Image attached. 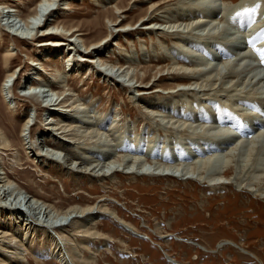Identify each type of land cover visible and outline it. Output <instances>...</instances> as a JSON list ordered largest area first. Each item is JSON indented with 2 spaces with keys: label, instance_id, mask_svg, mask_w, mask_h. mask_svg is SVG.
I'll use <instances>...</instances> for the list:
<instances>
[{
  "label": "bare ground",
  "instance_id": "6f19581e",
  "mask_svg": "<svg viewBox=\"0 0 264 264\" xmlns=\"http://www.w3.org/2000/svg\"><path fill=\"white\" fill-rule=\"evenodd\" d=\"M74 1L39 0L25 18L21 17L19 4L15 5L7 0L0 3L1 33V22L4 19L15 35L29 40V43L33 40L37 41V38L43 36L52 37L51 40L36 44V47L51 46V53L45 55L44 58L52 60V62L56 60L51 58L52 54L57 56V61L60 58L63 61V57L59 56V53L60 55L64 54L67 47L69 50L66 63L68 66L70 64V68L66 67L64 61L63 70L57 71L54 73L55 75L50 76L51 78L45 79L41 73H36L40 71L37 67L39 64L45 68L39 59V62L31 63V65H34L31 70L38 75L35 78L36 80L31 79L30 82L26 80L24 84L18 86L22 93L26 94L25 91L35 93L31 94L30 98H37L39 102L41 100L42 107L44 105V109H42L47 110L48 114L51 115V121L45 124L46 128L41 129L40 133L37 134L38 139L32 135V131L33 126L36 125L35 121L40 115L41 110L39 111V109L41 107L28 110V116L23 121L19 141L22 147L26 149L25 154L29 157V154L32 153V156H34L33 162L38 164L35 167H38L39 170L41 165L45 167L50 165L54 170L60 171L68 177L81 179L87 176V179L98 182H115L119 174L134 178L150 175L155 178L158 176H171L182 180L197 179L205 184L207 183L209 188L210 186L221 187L222 184H232L238 190H246L254 196L264 199V124L250 125L245 123L244 126L246 127L240 130H244V136L239 132V140L235 139L232 128H229L230 126L226 125L229 130H225L221 129L220 124H216V121L221 122L222 120L223 122L226 119L221 115L222 113L225 114L224 106L230 110H238L243 101L249 99H261V104L264 105V65L262 70L261 65L256 64V59L252 58L255 56L244 46V42L240 41L238 33H235V31L231 33L220 31H225L224 29L227 28L223 27L225 22L221 20L214 22L212 20V25H210L200 19V16L195 17L196 14H194L196 12H209L211 15L215 12L221 14L222 10L223 12L224 9L232 10L244 5L248 0H241L236 4L228 2L229 0H143L150 5L142 11L144 15L138 20L137 23L140 24L136 28H134L135 24L129 25L127 23L128 18L125 15L128 11L137 8V3L140 0H130L126 6L123 5L124 0H119L116 3L105 0V4H110L103 7L105 9L102 11L105 16L104 28L108 33L105 36L100 32L99 34L102 33L103 37L93 41L82 38L86 35L81 34L85 31L81 30L80 24L68 27L62 25L61 22H54V17L58 15L59 11L67 12L74 8ZM137 11H140V9ZM123 22L125 23L122 25ZM146 22L149 23L146 24ZM96 24L94 23V25ZM153 24L160 26L156 27ZM162 25H164V28ZM128 26L133 27L134 31H139L140 27H143L144 31L142 32L146 34L169 36L171 46H166V51H164L168 56L167 58H170L171 65L168 67L141 66L140 56L134 50L133 56L137 62L127 58V55L122 56V59L126 60L125 63H129L127 67L120 63L121 60L119 63L105 60L103 57L111 56L103 54L104 48L112 40L110 37L113 34H129L131 30L127 28ZM112 30H115V33ZM204 39L208 41L202 42L201 40ZM209 41H220L225 45L228 43L229 47L228 45L227 48L224 46L225 49L222 53H226L230 58L222 54L225 58L218 65H216V62L214 64L212 61V63L203 61L198 51L194 50L192 46L195 44L207 46L211 44ZM116 46L118 47V45ZM141 47L144 51L143 46ZM144 52L146 53V51ZM107 54L109 53L107 52ZM90 55H94L95 58L91 56L93 58L90 62L92 66H87L88 72L99 68L98 72L110 81L117 82V79L122 78L125 82L123 86L126 88V90L124 89L126 95L130 93L127 96L130 103L135 105L141 103V120L147 122L148 126L142 134L135 132L136 121H127V118L125 120L121 117V113H117V110L113 115L102 113L94 110L93 104H90V106L77 98L69 100L70 92L65 91L69 84L68 78L83 72L84 66L81 61L89 62L87 57L90 58ZM9 56H11L10 53L7 55L8 58L5 59L6 76L1 88L2 95L7 98L12 97V87L14 85L11 86L10 84L17 77L16 70L11 69ZM78 56L82 60L75 63ZM108 59H111V57ZM32 60L35 61L34 58ZM182 61L184 64H182ZM95 62L101 67L95 65ZM149 77H151L150 82L144 85ZM168 78L175 81L171 85L164 83ZM134 81L137 84L136 86L145 90H136L135 85H132ZM151 81L153 83L149 86ZM28 83H32L31 86L28 87ZM166 85H169V87H166ZM53 87L61 88L64 91H55ZM153 87L163 89L162 93L155 92L157 95L153 94V90H149ZM131 91H136V95L139 97H135L131 94ZM6 97H4L5 100ZM211 100L212 104L218 105L215 108L211 105L207 112L204 110V105ZM68 101H71V104H68ZM182 103L189 104V109L181 108ZM258 104L261 107L260 102L255 103L254 107H258ZM198 107L202 110L200 113H194V116L199 117V115H202L205 124H203L204 122L201 123L203 120L191 119L193 118L191 117L192 112ZM10 110L12 112L16 111L15 107ZM174 110L176 111L173 113ZM248 110L251 113L250 109L247 108ZM251 110L256 112V109L251 108ZM260 111L263 112L261 118L264 119V108H260ZM260 111H258V114L262 113ZM33 116L35 117L34 125L31 126ZM227 117L231 118V116ZM241 117L245 120L244 116ZM241 122L243 124L244 121ZM260 122L264 123L263 120ZM9 123H11V120ZM235 129L238 134V129ZM157 131H159L160 137L161 135H165L167 138L171 137L172 148H175V143L181 147L182 143L188 144V141L190 143L196 141L199 145L195 149H189V147L186 149L184 146L185 150L182 148L183 151H180L181 149L172 151V148V150L167 148L171 150L168 151L165 146L160 149V152L159 150H152L151 155L158 157L149 160L146 152H150L151 142L144 145V147L137 146L136 142H138L140 135H142L140 137L145 136L152 139L151 137L157 135ZM133 132L135 139L133 138L134 142H131L129 133L132 134ZM173 138H176L177 141H174ZM210 142L217 146L216 151L213 153L203 152L204 144ZM15 150L11 138L0 128V264H22V261L25 260L24 254L29 247H27L26 242L31 239L38 241V243L48 242L50 254L62 264H91L89 262L91 257L84 256L83 252L91 251L88 239L101 235L95 227L105 217L114 219L133 234L142 235L137 232L135 227L122 220L116 211L107 206L106 198H101L94 205L72 203L68 207L60 209L46 200L32 196L31 192L19 186L15 178L12 179L11 172L5 167L4 157L10 158V156H13V158H17V154H14V152L17 153ZM137 150H141L142 154H139ZM162 157H167L170 160L168 162L161 161ZM16 164L20 165L18 160ZM9 231L13 233H8ZM90 253L92 254V252ZM168 259L173 264H179L172 257Z\"/></svg>",
  "mask_w": 264,
  "mask_h": 264
},
{
  "label": "rangeland",
  "instance_id": "374dc122",
  "mask_svg": "<svg viewBox=\"0 0 264 264\" xmlns=\"http://www.w3.org/2000/svg\"><path fill=\"white\" fill-rule=\"evenodd\" d=\"M2 1L3 0H0V3ZM7 1L15 5L19 4L21 7L19 9L21 11V17L25 18L36 6L39 0ZM104 1L105 0H102V2L101 0H75L73 3L74 8H72V10H68L67 12L59 11V13H57L58 15L54 17V22H61L62 25L68 27L78 26L80 24V28L82 27L81 30L85 31L81 34L86 35L82 36V38L87 41L97 40L98 38L103 37V35L106 36L108 33H106V29L104 28L105 16L102 11L105 9L103 7H107L110 4H105L106 1ZM111 1L112 3H116L117 1L119 2V0ZM239 1L241 0H229L228 2L236 4ZM129 2L130 0H124L123 5L126 6ZM137 4V8L128 11L125 15V17L128 18L127 23L129 25L135 24L134 28L139 27L140 23L137 22L144 15V12L142 11L146 10V7L150 5L143 0L138 1ZM136 9H140V11H137ZM224 10L226 12L224 11V13L222 10L221 14H217V12L214 14L212 13V15L209 14V12H196L194 14H196L195 17L200 16V19L210 25H212V20L214 22L217 20L225 22L223 27L227 28L224 29L225 31H220L230 33L235 31V33H238L240 35V41L244 42V46H246L251 51V54L255 56L252 58L256 59V64L259 66L261 65L260 68L263 70L264 0H248V2L244 5L238 6L232 10ZM225 16H228L229 18ZM94 23L98 24L94 25ZM124 23L125 22H123L122 25ZM127 23L126 26L128 25ZM148 23L149 22H146V24ZM88 24L89 26H87ZM154 25L155 24H153V26ZM155 26L159 27L160 25ZM1 27L0 128H2L11 138L12 145L17 152H14L15 155L17 154V158H13V156H10V158L4 157L5 167L11 172L10 176L12 179L15 178L19 186L31 192L30 194L32 196L46 200L60 209L66 208L72 203L80 205H94L101 198H106L107 206L111 210L116 211L122 220L131 224L135 227L137 232L142 234L136 235L127 231L112 218H102L95 227L96 231H98L101 235L98 236L99 238L95 236L88 239L91 249L90 252H92V254L90 252H83L84 256L91 257L89 258V262L91 264H173L170 262V259H168L169 257L174 258L179 262V264H264V199L259 196H254L246 190H238L232 184H222L221 187L210 186L209 188L207 183L205 184L197 179L182 180L171 176H158L155 178L150 175L148 177L142 176V178H134L124 174V176L119 174V177L115 182H98L87 179V176L81 179L68 177L60 171L54 170L50 165L47 167L41 165L38 170V167H35V165L38 166V164L33 162L34 156H32V153L29 154V157L25 154L26 149L22 147L21 142L19 141V135L21 134L23 121L28 116V110L30 111V109L32 110L34 108L41 107L39 109V111L41 110L39 112L40 115L35 121L36 125L33 126L35 119L34 116L32 119L33 124L31 125L33 126L32 135L35 136L36 139H38L37 134L40 133V130L46 128L45 124L51 121V115L48 114L47 110H43L44 105L42 107L41 100L39 102L37 98H30L31 94L35 93H32L31 91H25L26 94L22 93L20 92V89H18V86L19 84H24L26 80L30 82L31 79L37 78L38 75L36 73H41L43 78L49 79L57 71L60 72L63 70L64 61L66 67L68 66L66 63V56L69 54V50L68 47L65 48V55L63 53L60 55L59 53V56L63 57V61L61 58L57 61V56L52 54L51 58L56 59V62H52V60L44 58L45 55H49L51 53V46L36 47V44L51 40L53 39L52 37L43 36L37 38V41L33 40L29 43V40L15 35L13 33L14 31L7 25V22L4 19L1 22ZM99 27L103 28L100 30ZM162 27L164 28V25H162ZM127 28L131 30L129 34H113V36L110 37L112 40L104 48L103 54L111 55V59H108L110 57L105 56L103 57L105 60H112L113 62L117 61L116 63H119L121 60L120 63L127 67L129 63H125L126 60L122 59V56L127 55V58L137 62L133 56L134 50V52L136 54L138 52L140 56L139 61L141 66L168 67L171 65V60L170 58H167L168 56L165 53L166 46H171V38H169V36H158L157 34L152 33L146 34L142 32L144 31L142 29L143 27H140L141 29H139V31H134L135 29H132L133 27L131 26H128ZM92 31L94 32L92 33ZM100 32H102L103 35L102 33L99 34ZM112 32L115 33V30H112ZM97 35H99V37H97ZM206 40L204 39L201 41L206 42ZM209 42H211V44H206L207 46L202 44H191L193 45L192 47L194 50L198 51L203 61L209 63L212 61L214 64L217 63L216 65H218L225 57L230 58V56L226 53H222L225 47L227 48L228 43L225 45V43L220 41ZM166 43L168 44L165 45ZM215 43H217V46ZM116 45L122 49H119ZM141 46H143L145 49L143 50L146 51V53L142 51ZM159 50L162 51L160 52ZM8 52L11 55L9 56L11 69L16 70L17 76L10 84L11 86H14L12 87V97L9 98L2 95L3 92L1 91L2 84L6 76L5 59L8 58ZM107 52L109 54H107ZM222 54H224V58ZM91 56L95 58L94 55H90V58L87 57L89 62L85 60L82 62V59L80 60V56L75 59V63H79L81 61L84 68L81 74L77 73L68 78L69 84L65 91L70 92L71 96L69 100L77 98L85 104H93L94 110H98L102 113H111L113 115L117 110V113H121V117L125 120L127 118V121H136L137 125L135 127V132L142 134L148 126L147 122L141 120V103H137L140 109L136 106L137 104L135 105L134 103H130L127 98L130 93L126 95V88L123 86V84L125 85V82L122 78L117 79V82L110 81L98 72L99 68L88 72L87 66H92V63L90 62L93 58H91ZM33 58L35 61L32 60ZM39 59L42 61L45 68L41 67L39 64L37 67H39L40 71L35 73L31 70L34 66L31 65V63L39 62ZM182 64H184L183 61ZM95 65L98 66L99 64H96L95 62ZM68 67L70 68V64ZM98 67H101V65ZM170 79L171 78L166 79L164 83H169V85H171V83L175 80L172 79L171 81ZM150 80L151 77L148 78L144 85H147ZM152 83L153 81H151L149 86ZM31 84L28 83V87L31 86ZM132 85H135L134 87H136V90H145L142 87L136 86L137 84L135 81L132 82ZM169 85H166V87H169ZM53 89L59 92L64 91L58 87H53ZM149 90H153V94H155V92L160 94L163 91V89H159L157 87H153ZM166 91L164 92L166 93ZM131 94L135 95V97H139L136 95V91H131ZM4 97H6V100ZM245 97L247 98V96ZM255 100L249 99L243 101V104H240L246 108H243L242 105L239 104L240 107L238 110H230L224 106L225 108L223 107V110L225 111V114L222 113L221 115H223L224 118L226 117V119H224L223 122L222 120L221 122L216 121V124H220L219 126L221 129L229 130V128H232V133L235 136V139L239 140V132L242 136H244V130H240L246 127L244 126L246 125L245 123L250 125H258L259 123L261 125L264 124L260 122L262 120L264 122V119L261 118L263 112L260 111V108H264V105L261 104V99ZM257 102H260L261 107H259V104L257 105L259 110L258 107H254V104ZM8 104L11 108L15 107L16 111L12 112ZM68 104H71V101H68ZM211 105L215 108L218 104H212V100L209 102L207 101L204 105V110L208 112ZM183 107L189 109V104L182 103L181 108ZM247 108L250 109L251 113H249V110L247 111ZM251 108L256 109V112L251 110ZM201 110L202 108H196L192 112L191 117L193 118L191 119L203 120L201 123L204 122L203 124H205L202 115H199V117L194 116V113H200ZM257 110L262 113L258 114ZM175 111L176 110L172 112L174 113ZM227 116H231V118H228ZM241 116H244L245 120H243V117ZM253 117L257 120H255L256 123L259 120L257 124L254 123L255 121ZM10 120L11 123H9ZM239 120L244 121L243 124ZM236 124L237 126H235ZM226 125L230 127L228 128ZM219 126L218 128H220ZM235 128L238 129V134L236 133L237 130ZM158 132L159 131H157V135L155 137H151L152 139L145 136L140 137L142 136L140 135L137 140L138 142H136V145L141 147H144V145H148L151 142L152 146L150 145V152H146V156L149 160H154L158 157H153L151 155L152 150H159L160 152V149L165 146L166 149L172 148L171 137L167 138L165 135H161L160 137V133ZM126 135L127 133L125 136ZM53 137L55 138V136ZM129 137H131L129 140L132 142L134 132L132 134L129 133ZM241 139L246 140L245 138ZM173 140L177 141L176 138H173ZM195 143L196 141L191 143L188 141V144L182 143L180 145L181 147L175 143V148H172L173 150H171L174 151L175 149V151H179L176 149H181L180 151H183L185 148L188 149V147L189 149H195L199 145ZM182 148L184 149L182 150ZM216 149L217 146L210 142L204 144L203 152L213 153ZM167 150L171 151L169 149ZM12 152H10V154H12ZM137 152L142 154L141 150H137ZM17 160L20 165L16 164ZM169 160L170 159L167 157H162L161 159V161L166 162ZM11 232L12 231H9L8 233ZM31 240H27L28 242H26L27 247H29L24 254L25 260L22 261V264H62L50 254V245L48 242L38 243V241L34 240V242ZM223 242L227 243L223 244ZM221 244L223 245L221 246Z\"/></svg>",
  "mask_w": 264,
  "mask_h": 264
}]
</instances>
